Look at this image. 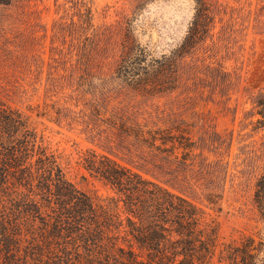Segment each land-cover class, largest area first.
I'll return each mask as SVG.
<instances>
[{
    "label": "trees",
    "instance_id": "obj_1",
    "mask_svg": "<svg viewBox=\"0 0 264 264\" xmlns=\"http://www.w3.org/2000/svg\"><path fill=\"white\" fill-rule=\"evenodd\" d=\"M43 1L0 0V95L31 103L41 91L49 121L91 145L82 166L112 194L79 189L0 97V193L28 191L33 264H264L263 238L222 240L205 210L226 193L232 134L217 120L235 116L247 36L263 26L264 5L193 0L183 37L153 55L136 31L156 0L99 12L94 0H54L45 62ZM243 118L235 214L264 225V88Z\"/></svg>",
    "mask_w": 264,
    "mask_h": 264
},
{
    "label": "rangeland",
    "instance_id": "obj_2",
    "mask_svg": "<svg viewBox=\"0 0 264 264\" xmlns=\"http://www.w3.org/2000/svg\"><path fill=\"white\" fill-rule=\"evenodd\" d=\"M251 1L253 9L257 11L264 5V0ZM115 2L116 0H94V7L99 12L104 5H115ZM193 5V0H156L149 4L137 20L136 33L140 42L147 45L153 55L165 51L179 42L193 15ZM41 6L43 9L42 21L45 28L42 58L46 62L52 36V23L55 18L54 0H44ZM111 19H113L112 16ZM98 20L96 15V21ZM262 25L250 28L247 36L240 86L234 98L235 116L232 120L229 118L217 120L220 131L227 128L232 134L228 157L229 176L226 193L222 201L216 206L206 207L205 210L218 221L222 240H240L242 236L249 234L256 236L257 239H264V225L255 224L253 221L246 222L236 216L235 210L238 203L231 191L232 183L237 182L236 169L240 162L238 152L243 133L244 113L249 108L251 94L260 88H264L263 17ZM167 44L170 47H167ZM0 97L25 114L30 127L36 132L38 140L50 153L57 157L67 178L75 183L79 189L89 195L104 197L112 194L99 181L91 178L82 166V159L91 145L76 134L49 121L42 105L41 91L31 103L14 101L6 98L3 94ZM6 184L11 187L12 181L7 179ZM27 194V189L20 186L16 189H7L4 194L0 193V264H5L6 260H11L16 264H33L32 255L29 256L32 248L30 230L32 218L31 214L25 211L26 207L24 209L29 197ZM4 217H7L6 221ZM12 223L18 226L16 232L20 235L10 234Z\"/></svg>",
    "mask_w": 264,
    "mask_h": 264
}]
</instances>
